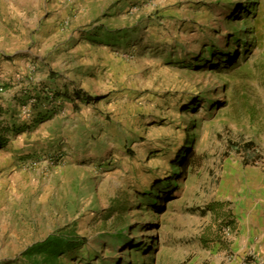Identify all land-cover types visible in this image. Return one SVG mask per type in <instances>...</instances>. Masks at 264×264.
<instances>
[{
  "label": "rangeland",
  "instance_id": "rangeland-1",
  "mask_svg": "<svg viewBox=\"0 0 264 264\" xmlns=\"http://www.w3.org/2000/svg\"><path fill=\"white\" fill-rule=\"evenodd\" d=\"M0 88V264H263L264 0H0Z\"/></svg>",
  "mask_w": 264,
  "mask_h": 264
},
{
  "label": "trees",
  "instance_id": "trees-1",
  "mask_svg": "<svg viewBox=\"0 0 264 264\" xmlns=\"http://www.w3.org/2000/svg\"><path fill=\"white\" fill-rule=\"evenodd\" d=\"M231 38L234 39L236 43H238L239 41H243L242 38H239L237 34L235 33L233 34V36H231ZM226 54L225 56H227V59L223 60L222 62L224 63V65L222 66V64H214L213 66L215 69L219 70L224 67L227 69L233 68L234 63L236 61L237 54L235 56H232V53H229V51L226 52ZM4 142L5 141H3L0 138V148L3 146ZM230 147L234 148L235 144H230ZM249 148L250 149L252 148L251 144L245 145L244 148L242 149L240 148L239 150L236 149V151L244 152V151H248ZM188 159H189V156L185 155L180 160H183L184 161L183 165L186 166ZM184 172L185 170L182 171L179 175V178L181 179V181H185L187 179V176H185ZM163 186H164L163 188H159V189L164 191V190H167V188H170L167 193H169L168 195L169 197H173L176 192L177 187L173 184H170V182H166L165 184H163ZM146 196H148L149 203L155 209L159 210L160 208L163 207L160 201L158 204H156L157 202L155 200H151L152 198H151L150 193L146 194ZM152 196L154 199H156L158 197V192H156L155 195H152ZM162 200L165 201L166 198H163ZM124 210H127V208L125 207L124 209L121 210L118 207H116L114 210V213L121 212ZM123 231H124L123 229L118 230L116 233L112 234V236H114L115 239H118L119 241L123 242L122 245L124 246V241L128 237L124 235ZM85 243H86V239L76 235L75 232L71 228H64L59 231H56L55 233L47 237L45 240L35 243L32 246H30L24 253V257L26 258L28 264H65L68 258H71L72 256H74L75 250H77L82 245H85ZM105 250H106V247L104 248L103 246L100 252H96L95 257H94L96 261L102 262Z\"/></svg>",
  "mask_w": 264,
  "mask_h": 264
},
{
  "label": "built area",
  "instance_id": "built-area-1",
  "mask_svg": "<svg viewBox=\"0 0 264 264\" xmlns=\"http://www.w3.org/2000/svg\"><path fill=\"white\" fill-rule=\"evenodd\" d=\"M2 91H3V89L0 88V92H2ZM262 167H263V169H264V159L262 160ZM263 264H264V262H263Z\"/></svg>",
  "mask_w": 264,
  "mask_h": 264
}]
</instances>
